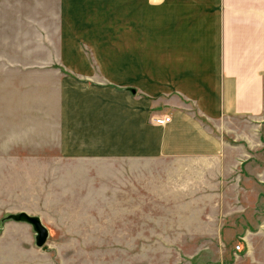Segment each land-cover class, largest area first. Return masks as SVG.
Returning <instances> with one entry per match:
<instances>
[{
  "label": "crops",
  "instance_id": "1",
  "mask_svg": "<svg viewBox=\"0 0 264 264\" xmlns=\"http://www.w3.org/2000/svg\"><path fill=\"white\" fill-rule=\"evenodd\" d=\"M79 7L0 0V86L18 93L3 108H14L20 137L55 140L64 177H91L107 199L121 192L125 218L187 221L188 235L205 239L203 264H264V216L244 222L245 171L264 179L254 158L264 144V31L259 42L252 26L250 44L233 51L148 53L145 24L129 20L115 53L110 7L101 17Z\"/></svg>",
  "mask_w": 264,
  "mask_h": 264
},
{
  "label": "rangeland",
  "instance_id": "2",
  "mask_svg": "<svg viewBox=\"0 0 264 264\" xmlns=\"http://www.w3.org/2000/svg\"><path fill=\"white\" fill-rule=\"evenodd\" d=\"M47 1L53 5L62 1L76 9L80 5L96 6L99 17L106 14L102 7L109 6L113 44L110 52L115 53L121 52L123 25L129 20L145 24L148 53L233 51L232 44H250L252 26L260 33L259 42L264 31V0H44ZM115 53H110V63H114ZM1 88L0 120L5 124H0V264H203V254L197 250L204 246L205 239L202 235H188L187 221L125 218L121 192L115 193L118 189L111 187L110 197L113 193L116 196L107 199L100 197L103 188L90 184L91 177L68 172L65 178L57 153L49 151L57 144L55 140L26 139V135L21 138L25 129L16 126L9 114L14 108H3L4 101H13L18 93ZM26 94L34 104L32 93H19L16 99L22 101ZM50 99L54 106V93ZM261 132L264 140V126ZM43 152L45 155H41ZM255 155L261 170L264 144L260 143ZM244 179L248 202V219L244 216V222L249 223L255 212L264 216V179L261 174L259 182L248 170ZM256 194L258 202L254 206ZM113 201L116 202L111 205ZM21 211L40 215L50 229L43 247L36 245L32 226L13 217ZM189 222L191 231L201 230L203 221ZM231 244L242 246L239 238L231 240ZM214 259L221 260L217 256Z\"/></svg>",
  "mask_w": 264,
  "mask_h": 264
},
{
  "label": "water",
  "instance_id": "3",
  "mask_svg": "<svg viewBox=\"0 0 264 264\" xmlns=\"http://www.w3.org/2000/svg\"><path fill=\"white\" fill-rule=\"evenodd\" d=\"M15 220L24 221L32 226L36 233V245L43 247L48 240L49 231L38 216L30 215L24 211L13 216Z\"/></svg>",
  "mask_w": 264,
  "mask_h": 264
},
{
  "label": "built area",
  "instance_id": "4",
  "mask_svg": "<svg viewBox=\"0 0 264 264\" xmlns=\"http://www.w3.org/2000/svg\"><path fill=\"white\" fill-rule=\"evenodd\" d=\"M169 120H170L169 116H163V117H160V118H156L155 119V123L163 125V124H166ZM235 248H236L237 251L241 250V246L240 245H236Z\"/></svg>",
  "mask_w": 264,
  "mask_h": 264
}]
</instances>
